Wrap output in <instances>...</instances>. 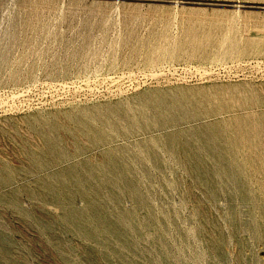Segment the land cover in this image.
<instances>
[{"label": "rangeland", "instance_id": "rangeland-1", "mask_svg": "<svg viewBox=\"0 0 264 264\" xmlns=\"http://www.w3.org/2000/svg\"><path fill=\"white\" fill-rule=\"evenodd\" d=\"M148 111L163 114L166 122L127 133L119 129ZM253 111L264 113V0H0V166L13 171L0 193L16 189L30 214L19 217L0 203V220L18 243L14 256L24 249L31 264H89L77 254L78 245L101 250L109 238L105 224L93 225L95 241L60 226L50 237L32 223L30 217L59 218L26 189L37 181L81 161L100 162L111 148L137 152L158 133ZM82 116L113 137L100 145L77 138L75 119ZM37 130L54 132L60 143L48 151L37 149ZM36 149L49 162L24 172L21 166ZM162 151L169 169L160 174L150 163L148 173L134 176L151 210L136 206L130 195L121 198L122 212L133 213L137 222L123 218L125 235L118 243L135 264H207L212 255L192 214L196 199L181 196V190L197 184L169 151ZM174 175L183 189L170 185ZM195 190L190 192H202ZM226 202V197L217 200L221 217L214 211L228 236L220 264H264V238H255L249 229L242 233L245 259H235L239 246ZM86 204L85 195L71 199L76 211ZM105 211L101 221L120 213L111 204ZM91 217L84 214L82 220ZM254 218L247 210L240 221L249 226ZM58 238L66 241L70 255L59 253ZM111 264L123 263L114 257Z\"/></svg>", "mask_w": 264, "mask_h": 264}, {"label": "bare ground", "instance_id": "bare-ground-1", "mask_svg": "<svg viewBox=\"0 0 264 264\" xmlns=\"http://www.w3.org/2000/svg\"><path fill=\"white\" fill-rule=\"evenodd\" d=\"M188 29V34L191 36L193 30ZM90 119L89 116L76 117L75 136L77 138H85L89 145H100L113 137L112 135L104 136L102 131L91 124ZM103 120L105 123L109 120L110 125H115L114 120L111 121L105 117ZM166 120L163 114L148 111L137 115L132 125L129 123L122 125V122L119 129L126 133L137 128L140 131V128L154 127L165 123ZM36 136L37 149L40 147L48 151L52 149V146L60 143L52 131L38 132L37 130ZM38 137L40 138L39 146ZM151 140L142 145L139 151L136 149L137 152L127 150V148L118 150L111 148L104 153L100 162L93 159L81 161L78 165L67 168L62 174L51 175L49 179L37 181L34 187L26 188L59 215L56 222L30 217L31 222L48 232L50 237L51 230L60 226L74 236L95 241L98 237L93 232V225L103 226L105 224L109 238L103 243L102 249H90L87 244L82 243L77 244V254L89 264H111L114 257L120 258L123 264H135L127 260L126 251L118 243L119 239L125 235L122 230L123 218L134 224L137 222L133 213L122 212L121 198L126 194L130 195L134 198L136 206H145L151 210L146 194L138 188L134 176L148 173L150 163L160 174L169 169L170 165L161 153L164 150L170 152L168 153L174 162L183 166L191 174L190 180L197 184L189 186L187 192L181 190V196L196 199L192 203V214L199 220L198 233L207 251L212 255L207 264H220L226 257L225 244L228 236L217 218V212H219V217L222 216V211L217 206V200L221 197L227 198L226 210L231 214V226L239 246L235 259L238 263L244 261L245 253L242 248L247 247V243L242 233L249 229L255 238H264V113L253 111L235 114L195 127L188 126L180 130L158 133ZM83 148L81 144L77 145V151L83 152ZM37 149L27 158L29 161L21 166L24 172L42 167L49 162L48 159L38 154ZM172 178L170 185L176 189H183L180 178L175 175ZM12 179L13 171L6 165H1L0 187L11 182ZM165 189H169L168 185ZM194 189L202 192L198 194L190 192ZM17 193L16 189L0 193V203L13 209L19 217L26 218L30 214L20 205ZM77 194L85 195L87 198L86 207L80 212L71 207V199ZM109 204L120 210V213L113 219L105 217L101 221L100 216H106L105 209ZM247 210L255 213V218L249 226L240 221L242 212ZM214 211H217L216 214ZM84 214L92 216L89 221L82 220ZM55 243L60 254H71L66 241L58 238ZM17 247L18 243L11 239L5 225L0 220V264H31L24 249H21L19 256H14V250ZM196 263L198 264L195 261L194 264Z\"/></svg>", "mask_w": 264, "mask_h": 264}]
</instances>
